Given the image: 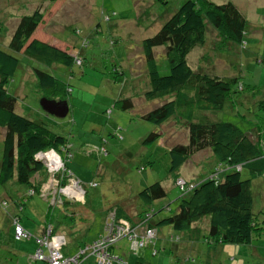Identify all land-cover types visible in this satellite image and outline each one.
<instances>
[{"label": "rangeland", "instance_id": "374dc122", "mask_svg": "<svg viewBox=\"0 0 264 264\" xmlns=\"http://www.w3.org/2000/svg\"><path fill=\"white\" fill-rule=\"evenodd\" d=\"M181 1L61 0L54 4L50 0H0V48L20 60L6 85L17 98L15 110L28 118L44 120L50 129L69 140L72 156L67 160V167L74 177L85 183L86 203L70 206V210L75 208L77 213L75 222H80L76 226L78 232L70 236L60 231L67 237L64 252L74 254L78 242L95 240L103 231L101 220L107 207L122 205L124 213L135 219L136 209H154L155 205L168 204L167 213L170 214L176 209V199L181 193L173 182L176 174L194 183L209 176L210 170L218 169L220 163L212 152L202 150L194 153L176 173L171 172L168 150L188 142L187 123L172 118L158 126L140 116L163 101H147L143 97L148 76L142 40L153 36ZM210 1L235 4L248 21L244 41L240 45L222 40L208 24L205 42L190 51L188 64L194 70L236 77L243 89L238 90V82L233 83L236 92L227 96L221 109L196 112L195 120L232 122L252 136L264 157V62L257 61V58L264 59V0ZM37 7L44 13L40 35L51 43L59 41L64 49L78 54L81 64L56 63L49 68L9 48L12 32L21 16L30 14ZM95 28L99 29L97 34H94ZM153 53L161 73H167L164 47H155ZM34 67L53 73L70 85L71 92L66 97L69 111L65 117H55L42 110L40 98L44 93L33 74ZM134 80L139 87L136 89L139 94L133 99L134 106L128 110L114 106L118 96L124 98L134 92ZM151 132L160 133V138L143 143ZM3 133L4 129L0 128V161ZM225 169L221 168L219 172ZM241 174L244 178L249 176L246 169H242ZM156 181H160L166 194L148 205L139 192ZM92 182L96 184L89 186ZM251 188L252 209L261 229L253 233L250 244H219L208 231L196 237L189 229L178 231L165 225L158 227L157 254L151 247L132 251L125 239L115 245V251L128 264H134L137 255L143 257V264H264V177L255 176ZM54 189L45 190L54 192ZM27 190L28 186L18 183L15 175L9 182L0 183V264L30 262L45 222L50 220L54 225L64 212L70 213L65 211L63 204L51 205L38 194L26 198L23 210L18 213L15 199L18 195L25 196ZM2 201L7 205L2 206ZM80 207L87 210L82 214V222L78 217ZM161 212L155 214L154 220L163 216ZM15 213L20 216L23 229L30 232L28 237H16L12 219ZM168 234L174 238L169 240ZM84 264H90L89 260Z\"/></svg>", "mask_w": 264, "mask_h": 264}, {"label": "trees", "instance_id": "16d2710c", "mask_svg": "<svg viewBox=\"0 0 264 264\" xmlns=\"http://www.w3.org/2000/svg\"><path fill=\"white\" fill-rule=\"evenodd\" d=\"M43 19L44 13L38 7L30 14L22 15L12 32L9 48L14 52H22L49 68L56 63L66 66L81 64L76 62L78 54L33 37L34 31L43 23ZM208 24L217 31L222 40H230L241 45L246 35L248 21L231 1L217 4L210 0H182L157 32L142 40L148 76V86L143 91V97L147 101H163L140 116L143 120L158 126L172 118H180L187 123L188 142L176 144L168 150L171 172L176 173L194 153L202 150L212 152L220 163L218 169L210 170L209 176L201 177L194 183L193 180H186L176 174L173 182L181 193L176 199V209L170 214L167 213L170 209L168 204L155 205L154 209L149 207L136 209L135 219L124 213L122 205L107 207L105 217L101 220L103 231L95 239L105 234V223L113 221L108 217L110 213L115 214L114 222L124 219L130 227L129 234L119 233L104 243L105 250H101L109 255L106 259L108 264H128L125 258L115 251V245L123 239L128 242L132 251L151 247L153 253L157 254L155 245L158 227L165 225L178 231L189 229L196 237L203 231H208L214 242L226 245L250 244L253 233L261 229L257 226L252 209V179L255 176L264 177V157L256 141L232 122L195 120L196 112L221 109L227 96L232 91L236 92L233 83L238 82L237 89H243V84L236 77H222L219 74L194 70L188 64L187 55L190 51L195 46L204 44ZM158 46L164 47L163 56L167 63L165 74L161 73V67L153 53V49ZM257 61L263 63L264 59L257 58ZM19 64L20 60L15 55L0 48V128L4 129L0 183L9 182L15 175L18 183L28 186L25 196L18 195L15 199L14 204L18 213L23 210L26 198L39 194L50 178L45 163L38 154L54 149L65 159L64 167L69 172L66 163L72 156L71 144L64 135L54 132L42 119H31L16 112L17 98L8 91L6 85ZM32 71L44 93L43 97L66 100L71 92L67 82L37 67L32 68ZM135 88L138 89V85ZM136 94L139 93L134 91L132 95H124V98L118 96L114 106L122 110L131 109ZM159 138L160 133L151 132L143 139V143L157 141ZM68 153H71L70 157L67 156ZM224 167L226 169L219 172ZM242 169L247 170L249 174L247 178L242 177ZM68 177L65 175L61 180L57 177L56 186L65 185ZM177 181L182 183L178 184ZM92 183L88 185L96 184ZM85 193L81 200H70L60 195L61 204L65 211L70 213L64 212L63 216L67 217L57 218L54 225L48 220L44 227L45 229L49 224L51 236L55 234L64 236L65 243L61 247V253L63 258L68 259V263L62 264H84L90 259H93V264H98L99 261L96 252H92L90 248L92 242H78L74 254L64 252L67 237L60 232V226L66 227L70 236L78 232L76 226L79 223L75 222L77 213L70 210V206L72 203L84 204ZM165 194L166 191L160 181L147 185L139 192L140 198L148 205H153ZM1 204L6 206L7 202L2 201ZM160 211L163 216L154 220L155 214ZM78 217L80 220L84 218L80 211ZM19 218L17 213L12 217L13 221H20ZM148 230L152 231V236H147ZM40 237L38 236V239ZM168 238L171 240L174 235L168 234ZM133 241H136L137 245H134ZM140 241L144 242L143 245H138ZM86 246L89 249H84ZM74 256H77L75 263L71 262ZM33 261H36L35 264H45L41 260L31 262ZM26 262L23 264H27ZM106 262L104 264H107ZM134 264H143L140 255L135 257Z\"/></svg>", "mask_w": 264, "mask_h": 264}, {"label": "built area", "instance_id": "2783aa9c", "mask_svg": "<svg viewBox=\"0 0 264 264\" xmlns=\"http://www.w3.org/2000/svg\"><path fill=\"white\" fill-rule=\"evenodd\" d=\"M76 62L80 63L81 60L78 58ZM70 146V145H69ZM68 157L71 156V153L67 154ZM38 157L43 159L47 172L50 174L49 182L47 185L39 192L38 195L40 197L45 198L46 200H49L51 204L53 203H61L60 195L66 197L67 199L71 200H81L84 193V184L74 177L71 172L67 171L64 167V158L60 154L56 153L54 150H48L43 151L38 154ZM66 171V172H65ZM68 177V182L60 187H57V177L61 180L64 176ZM178 184L182 183V181H177ZM94 185V183H92ZM51 187H55L54 192H47L45 189H50ZM33 193H30V195ZM71 196V197H69ZM114 213L109 214V218L113 219V221L106 222L104 225V235L99 236L97 239L93 240L91 243V250L92 252H96V254L99 257L98 264H104L106 262V259L109 255L105 254L103 250L104 243L108 241L111 237H114L115 235L119 233H128L130 231L129 224L124 219H119L118 222H114ZM14 232L16 237H22L26 236L28 237L30 235V232L26 229H23L19 221L14 220ZM50 226L48 225L44 232L42 233L40 239H38V247L35 250L34 255L32 256L33 260H41L44 261L45 264H62V263H68V259L63 258V255L61 253V247L65 243L64 236L62 234H55L50 235ZM152 236V231H147V236ZM143 241H140L138 245H143ZM134 245H137L136 241H133ZM89 249L88 246H86L84 249ZM103 249V250H101ZM74 256L71 258V262H76ZM107 264L109 262H106Z\"/></svg>", "mask_w": 264, "mask_h": 264}, {"label": "water", "instance_id": "95a60500", "mask_svg": "<svg viewBox=\"0 0 264 264\" xmlns=\"http://www.w3.org/2000/svg\"><path fill=\"white\" fill-rule=\"evenodd\" d=\"M40 105L44 112L59 118L65 117L69 111V106L66 100H55L41 97Z\"/></svg>", "mask_w": 264, "mask_h": 264}, {"label": "crops", "instance_id": "0c3cea01", "mask_svg": "<svg viewBox=\"0 0 264 264\" xmlns=\"http://www.w3.org/2000/svg\"><path fill=\"white\" fill-rule=\"evenodd\" d=\"M59 1H61V0H57V1H55L54 2V4L55 3H57V2H59ZM40 26V25H39ZM39 26L36 28V30L34 31V33H33V37L34 38H37V39H39V40H41V41H43V42H45V43H49V44H53V45H55V46H57V47H60V48H63L64 49V46L63 45H61V43L58 41V42H53V43H51L50 42V40L48 39V38H46V37H43L42 35H40V32H39ZM98 29V28H97ZM96 28H95V30H94V34H97L98 33V30H97ZM65 42H63V44H64ZM68 51H69V49H68ZM135 79H137V78H135ZM133 85H134V89H136L135 88V86H137L138 85V83H137V80H134L133 81ZM134 91H136V90H134ZM133 94V91H131L129 94H127V95H132ZM86 202H84V204H85ZM83 207H80V209L81 210H79L80 211V214L82 215L83 214V212L86 214L87 212V210H85V209H82ZM73 210H75V208H73ZM62 216H63V214H62ZM90 219V218H89ZM82 220L83 219H81L80 221L82 222ZM55 222H57V220L55 221ZM45 223H47V221L45 222ZM78 223H80V222H77V224ZM46 225V224H45ZM84 225V223L82 224V226ZM61 228H60V231H63L64 233H67V230L68 229H66V231H64L63 229H65V227L63 228L62 226H60ZM101 227H102V224H101ZM100 231V230H99ZM94 239V238H93ZM30 260V262L29 261H27L26 263L27 264H33V262H31L32 260L31 259H29ZM142 260H144L143 259V257H142ZM89 262H90V264H93L94 263V261H93V259L91 260H89ZM37 264H40V263H37Z\"/></svg>", "mask_w": 264, "mask_h": 264}, {"label": "clouds", "instance_id": "9594fccd", "mask_svg": "<svg viewBox=\"0 0 264 264\" xmlns=\"http://www.w3.org/2000/svg\"><path fill=\"white\" fill-rule=\"evenodd\" d=\"M50 150H51V149H50ZM52 150H54V149H52ZM47 151H48V150H47ZM54 151H55V150H54ZM55 152H56V151H55ZM56 153H57V152H56ZM58 154H59V153H58ZM81 182H82V181H81ZM82 183H83V182H82ZM83 184L85 185V183H83ZM84 189H85V188H84ZM85 192H86V191H85ZM48 225H49V224H48ZM48 225H47V226H48ZM47 226H46V227H47Z\"/></svg>", "mask_w": 264, "mask_h": 264}]
</instances>
